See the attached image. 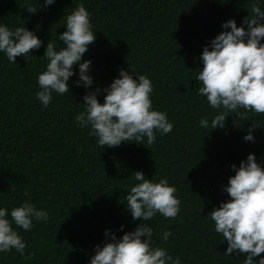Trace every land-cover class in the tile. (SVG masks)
Wrapping results in <instances>:
<instances>
[{
	"label": "trees",
	"instance_id": "trees-1",
	"mask_svg": "<svg viewBox=\"0 0 264 264\" xmlns=\"http://www.w3.org/2000/svg\"><path fill=\"white\" fill-rule=\"evenodd\" d=\"M80 3L97 37L81 61H92L94 83L88 89L76 86V65L70 93L53 92L44 108L36 93L38 75L48 63L43 58L47 43L51 40L57 50L65 46L58 37ZM258 3L264 11V0ZM251 5L252 0H56L45 7L44 0H0V24L12 30L24 26L42 41L29 62L18 57L13 64L0 53V208H7L11 219V209L27 201L49 215L48 221L33 220L28 232L13 224L27 245L26 256L13 249L0 253V264H90L96 246L110 242L106 231L120 239L142 222L126 210L127 192L139 183L136 171L155 183L166 178L181 201L175 220L157 214L144 222L154 229V247L179 256L181 264H244L243 255H224L227 242L206 216L229 200L224 188L235 175L231 165L238 168L254 154L264 167V115L250 112L240 119L229 113L225 128L212 130L211 121L222 109H212L197 94L196 78L203 48L225 31L222 24L228 20L242 26ZM29 6L38 11L27 12ZM121 69L151 80L153 110L166 112L174 125L167 135L157 132L152 145L145 138V145L101 147L89 135L90 126L75 120L84 95L99 87L103 103V89ZM204 118L208 129L200 126ZM252 122L259 127L252 133L254 142H247ZM165 231L171 232L166 243Z\"/></svg>",
	"mask_w": 264,
	"mask_h": 264
},
{
	"label": "clouds",
	"instance_id": "clouds-1",
	"mask_svg": "<svg viewBox=\"0 0 264 264\" xmlns=\"http://www.w3.org/2000/svg\"><path fill=\"white\" fill-rule=\"evenodd\" d=\"M55 2L44 0V6ZM26 10L32 14L38 11L32 6ZM92 28L91 15L80 3L67 15V30L58 37L65 46L57 50L51 40L47 43L43 58L48 63L46 70L38 75L40 91L36 93L44 108L51 103L53 92L60 96L70 93L69 81L75 75L76 65H79L76 86L88 89L93 85V77L89 75L92 61L81 63L97 39ZM222 28L225 31L203 48L200 56L203 68L196 78L200 82L197 94L206 97L212 109H222L211 121L212 130L224 129L229 113H235L240 119H248L250 112L264 115V11L258 0H252L251 15L243 19L242 26L237 27L235 20L230 19ZM41 47L42 41L26 27L12 30L0 24V53L10 63L16 64L18 57L29 62L32 52ZM100 91L97 87L96 91L87 92L82 110L75 116L79 126H90L89 135L96 137L98 146L115 148L129 142L145 145V138L147 145H152L157 132L161 136L172 132L174 125L167 113L153 110V85L148 77L134 78L129 71L121 69L119 78L103 89L106 93L103 103L97 98ZM200 126L208 129V119H201ZM258 127L252 122L244 140L254 142L252 133ZM231 169L235 175L229 177L224 188L229 200L210 211L206 218L214 222V231L227 242L225 256L243 255L244 264H264V167L257 163L254 154H249L238 168L233 164ZM133 174L139 183L127 192L126 210L133 221L142 222L120 239L106 231L110 242L106 241L103 247L96 246L90 264H181L179 256L173 258L166 248L153 246L154 229L144 223L157 214L169 220L178 217L181 201L176 196V187L166 178L155 183L146 179L142 171ZM8 217L9 210L0 208V253L15 249L25 257L27 245L13 224L28 232L32 230L33 220L48 221L49 215L25 201L22 206L12 208L11 219ZM170 236L171 232L165 231L163 241L166 243Z\"/></svg>",
	"mask_w": 264,
	"mask_h": 264
}]
</instances>
